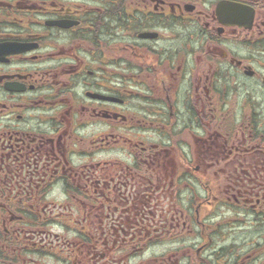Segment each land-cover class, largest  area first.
<instances>
[{
	"label": "flooded vegetation",
	"instance_id": "obj_1",
	"mask_svg": "<svg viewBox=\"0 0 264 264\" xmlns=\"http://www.w3.org/2000/svg\"><path fill=\"white\" fill-rule=\"evenodd\" d=\"M258 1L0 0V264H264Z\"/></svg>",
	"mask_w": 264,
	"mask_h": 264
},
{
	"label": "rangeland",
	"instance_id": "obj_2",
	"mask_svg": "<svg viewBox=\"0 0 264 264\" xmlns=\"http://www.w3.org/2000/svg\"><path fill=\"white\" fill-rule=\"evenodd\" d=\"M238 219L240 218L238 217ZM240 235H241L240 225H233L232 237L237 239V244H239Z\"/></svg>",
	"mask_w": 264,
	"mask_h": 264
},
{
	"label": "trees",
	"instance_id": "obj_3",
	"mask_svg": "<svg viewBox=\"0 0 264 264\" xmlns=\"http://www.w3.org/2000/svg\"><path fill=\"white\" fill-rule=\"evenodd\" d=\"M258 3H259V5H260V7L264 8V1L259 0Z\"/></svg>",
	"mask_w": 264,
	"mask_h": 264
},
{
	"label": "water",
	"instance_id": "obj_4",
	"mask_svg": "<svg viewBox=\"0 0 264 264\" xmlns=\"http://www.w3.org/2000/svg\"><path fill=\"white\" fill-rule=\"evenodd\" d=\"M251 13H252V10L250 11V19H251ZM233 23H235V22H233Z\"/></svg>",
	"mask_w": 264,
	"mask_h": 264
}]
</instances>
